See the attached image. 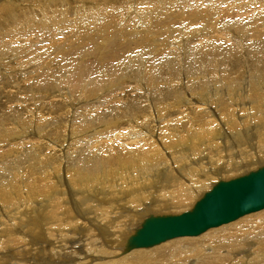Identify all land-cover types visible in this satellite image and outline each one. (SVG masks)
<instances>
[{"label": "bare ground", "instance_id": "obj_1", "mask_svg": "<svg viewBox=\"0 0 264 264\" xmlns=\"http://www.w3.org/2000/svg\"><path fill=\"white\" fill-rule=\"evenodd\" d=\"M109 3L0 0V264H264V209L136 241L264 168V0Z\"/></svg>", "mask_w": 264, "mask_h": 264}, {"label": "water", "instance_id": "obj_2", "mask_svg": "<svg viewBox=\"0 0 264 264\" xmlns=\"http://www.w3.org/2000/svg\"><path fill=\"white\" fill-rule=\"evenodd\" d=\"M264 209V168L236 180L222 182L197 204L195 210L173 219H164L136 238L148 246L180 236H196L208 226H218Z\"/></svg>", "mask_w": 264, "mask_h": 264}, {"label": "rangeland", "instance_id": "obj_3", "mask_svg": "<svg viewBox=\"0 0 264 264\" xmlns=\"http://www.w3.org/2000/svg\"><path fill=\"white\" fill-rule=\"evenodd\" d=\"M91 1V3H95V4H102V3H104V0H90ZM109 7H110V9H112V11L114 12V11H116L118 8H122L123 7V5H122V3H124L125 2V0H109ZM30 4V3H29ZM29 4H26L24 7H29V6H27V5H29ZM127 6V4H124V7H126ZM23 6H21V8H24ZM110 13V12H109ZM192 33H198V31H196V30H194ZM200 37V36H199ZM200 39V38H199ZM48 47H50L49 45H47ZM46 47V46H45ZM38 49V48H37ZM139 51L138 50H133L132 51V54L134 55V56H136V54L138 53ZM133 56V57H134ZM12 57V56H11ZM24 60V59H23ZM92 59H90V60H88L87 61V63H90L93 67H92V70H93V73H94V71L99 67V65H96V64H98V63H95V62H97L98 60L97 59H93L92 61H91ZM95 60V61H94ZM90 61V62H89ZM115 64V63H114ZM113 64V65H114ZM97 66V67H96ZM116 67V66H115ZM74 68H75V66H74ZM74 68H73V70L71 71V73L73 74V72H74ZM112 68H113V70H112ZM112 68H109V70H112V71H114V67H112ZM125 69L126 68H124V66L122 67V69L120 70V71H117V73H119V72H121V74L122 73H124V71H125ZM129 69V68H128ZM136 72H138V74H139V77H138V79H140L141 78V73L137 70V68L135 67V68H133ZM92 72V71H91ZM60 77H62V78H60ZM65 78H69V77H63V76H61V75H55V79H57V81L60 83L61 82V84H62V82L64 83L66 80H65ZM90 77H88V79H89ZM99 78H101V77H99ZM207 78H208V76H207ZM61 79V80H60ZM62 79H64V80H62ZM94 81L97 79V80H99L98 78H97V76L96 75H94ZM60 80V81H59ZM67 80H69V81H73V79L72 78H69V79H67ZM134 80H135V78H128V80L126 81V82H128V83H133L134 82ZM75 81V80H74ZM73 81V82H74ZM84 81V80H83ZM100 82V81H99ZM101 83V82H100ZM100 83H97V84H99V86L100 87H104L105 85H102V84H100ZM106 85H108V84H106ZM106 87V86H105ZM59 89H61V90H63V93H64V95L66 96L65 98L66 99H69V100H67L68 102H67V104L70 102V97L72 96L74 99H76V98H80V97H82L83 95L82 94H80L81 93V87H75L74 86V84H73V86L72 85H65V86H60V87H58ZM68 92H69V94H68ZM87 93V92H86ZM86 93H84V96H86ZM100 94V93H99ZM90 99H92V100H95V98H94V96H92L91 98H87L86 100H90ZM24 100H25V102L27 103V101L29 102V103H27V104H25V102H24ZM22 101L24 102H22L23 104L22 105H26L25 107H26V109H30V108H34V103L32 102V101H30V99H26V98H24V99H22ZM91 101V100H90ZM63 104H66V103H64V100L63 101H60V103L58 104V105H60V106H62ZM31 105H33V106H31ZM57 105V104H56ZM23 106V107H24ZM25 109V108H24ZM21 110V113H23L24 112V110L22 111V109H20ZM48 112H46L45 114H47ZM48 119V118H47ZM49 119H51V120H53V116L52 115H50L49 116ZM169 216V215H168ZM235 222V221H234ZM226 225V224H225ZM223 226V225H222ZM218 228V227H217ZM153 248V247H152ZM145 249H148V248H145ZM115 258H117V257H115Z\"/></svg>", "mask_w": 264, "mask_h": 264}]
</instances>
